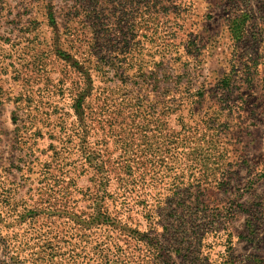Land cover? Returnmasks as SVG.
Segmentation results:
<instances>
[{
    "label": "rangeland",
    "instance_id": "1",
    "mask_svg": "<svg viewBox=\"0 0 264 264\" xmlns=\"http://www.w3.org/2000/svg\"><path fill=\"white\" fill-rule=\"evenodd\" d=\"M4 236L53 264H264V0H0Z\"/></svg>",
    "mask_w": 264,
    "mask_h": 264
},
{
    "label": "trees",
    "instance_id": "2",
    "mask_svg": "<svg viewBox=\"0 0 264 264\" xmlns=\"http://www.w3.org/2000/svg\"><path fill=\"white\" fill-rule=\"evenodd\" d=\"M237 21H235L234 23H236ZM241 24L240 22L234 24L233 32L235 34H237L238 32L241 31ZM83 97H79L78 99H76L75 104H74V111L77 115L81 116V120H87V115L85 114L84 111V100L82 101ZM151 104V103H150ZM140 105L137 104L136 105V109H139ZM102 112H106L105 108L103 107ZM82 120V121H83ZM112 121H109L108 123V127L112 128L114 125L113 123L116 122L115 118L112 117L111 119ZM87 124V121L85 122ZM103 196H106L105 194H103ZM102 196V197H103ZM158 202V204H160V199L158 198L156 200ZM124 209L126 208L125 205L123 207ZM36 210H27L26 213L24 214V216L26 218H28L29 220L33 219L36 215ZM97 220L96 223L100 224V225H105L106 229H109V233H111V235H113V232L116 230V226H115V219L113 217H110V215L108 213H106L105 211L99 210L97 212ZM149 220H151L150 218H148ZM134 236L138 237L140 242H145L144 247L147 248L146 251H148V253L152 252H156L160 249L159 245L156 243V241L152 238V237H146L147 235L144 234V232H138L137 230L133 231ZM107 238V241L111 244L114 245V248L116 247V244L114 243V240L117 239V237L114 238ZM11 237H0V264H53L52 263V258H53V252H52V248L47 247L44 251V254L41 257H34L32 258L31 256L27 257H21V255L19 254L17 247H13L11 245ZM122 249V247H121ZM152 249V250H151ZM100 254V252L98 253ZM121 255V259H117L119 257H116L115 261L109 260L107 259L106 256H102V259H107L106 264H113L112 262H120L119 260H126V264L127 261L130 259H134V256L132 254V252L130 250L127 249V247L125 248V250L120 252ZM122 261L120 263H122ZM118 264V263H117Z\"/></svg>",
    "mask_w": 264,
    "mask_h": 264
}]
</instances>
